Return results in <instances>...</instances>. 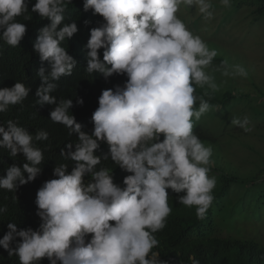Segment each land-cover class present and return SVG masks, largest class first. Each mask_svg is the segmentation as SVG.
<instances>
[{
	"label": "clouds",
	"instance_id": "1",
	"mask_svg": "<svg viewBox=\"0 0 264 264\" xmlns=\"http://www.w3.org/2000/svg\"><path fill=\"white\" fill-rule=\"evenodd\" d=\"M182 3H195L205 19L213 17L211 0H84V11L92 9L103 18L99 27L90 30L87 72L105 79L114 73L127 76L122 87L102 90L92 114L91 134L82 131L69 113L72 101L57 104L50 95L56 85L48 83L49 76L58 80L71 75L76 61L61 42L77 32V25L58 28L64 20L65 0H36L32 6L33 12L50 21L34 44L41 61H48L51 68L49 76L40 69L46 86L38 88L36 95L41 103L56 105L51 120L68 128L69 135L76 133L77 142L74 150L73 144L66 145L67 159L75 162L71 172L61 164L54 169L57 178L44 182L36 193L42 221L38 230L18 231L15 223L7 224L0 247L8 256L16 255L20 264H39L43 258L49 264H167L153 251L159 244L154 233L165 228L172 212L167 189L184 192L179 203L195 207L196 217L205 218L217 184L216 177L209 175L213 149L193 129L194 119L198 121L215 106L201 97L199 108H194L198 97L193 84H210L219 90L205 72L218 51L178 18ZM220 4L228 6L229 0ZM27 11V0H0V38L8 45L17 46L24 36L26 25L16 18ZM221 64L223 76L248 77L239 64L229 65L227 60ZM28 91L20 82L0 89V112L21 103ZM231 123L246 133L254 128L248 126L247 117L243 121L233 117ZM0 137V147L10 149L13 157L23 153L28 161L23 172L13 165L0 178V188L14 191L17 182L24 185L41 172L38 165L44 157L33 136L11 120L7 131L0 127ZM47 138L43 131L35 136V140ZM100 142L108 145L111 160L130 173L123 186L114 183L110 169L95 170L101 163L94 154ZM86 175L91 176L90 182L85 181ZM16 237L19 242L11 247Z\"/></svg>",
	"mask_w": 264,
	"mask_h": 264
},
{
	"label": "trees",
	"instance_id": "2",
	"mask_svg": "<svg viewBox=\"0 0 264 264\" xmlns=\"http://www.w3.org/2000/svg\"><path fill=\"white\" fill-rule=\"evenodd\" d=\"M243 2V0H238ZM28 11L16 20L26 25V32L17 46L8 45L0 38V89L12 88L15 83L20 82L29 89L27 97L19 104L7 106L6 111L0 112V127L7 131V122L11 120L16 126L23 127L33 136V144L41 149L43 160L40 167L41 172L24 185L17 182L14 191L0 188V239L8 231L7 224L15 223L17 230L28 229L38 230L41 219L37 215L36 193L44 182L57 178L54 169L61 164L67 165V171L71 172L74 167L73 161L67 159L69 149L66 145L77 142V134L71 133L62 124L51 120L50 113L56 105L41 103L40 97L36 95L37 89L46 86L45 82L38 74L40 69H44V75L49 76L51 71L48 61H41L39 53L34 50V44L40 29L47 26L50 21L41 18L37 12L32 11V6L36 0H27ZM252 6L251 12L255 17L264 14V0H246ZM84 0H65L64 20L58 26L75 22L77 32L70 38L66 37L61 42L66 54L75 61L71 75L61 76L58 80H52L49 76L48 83L56 85L55 90L50 95L56 98L57 104L61 100H71L72 105L68 109L74 116L75 122L81 125V130L91 134L93 130L92 114L98 107V98L102 90L111 89L115 86H123L127 80L126 75L113 74L107 79L100 73L87 72L86 47L90 38V30L99 27L103 23V18L94 14L92 9L84 11ZM239 7V6H236ZM25 16L28 17L25 19ZM2 36V29H0ZM102 59V50H98ZM196 91L194 95L198 97L194 108H199V98L214 104L216 99L208 93L199 89L193 84ZM231 94L226 93L221 101L226 102ZM81 100L82 103H77ZM47 132L46 140H35L38 132ZM195 134L200 133V127L193 130ZM204 137H210L204 134ZM161 135V139H162ZM2 139V137H0ZM63 153V154H62ZM95 155L101 157V163L95 166V170L101 168L110 169V175L114 183L123 186V179L127 173L116 165L110 158L109 147L106 143L100 142L99 148L95 150ZM108 156V159H104ZM28 163L23 153H17L15 157L10 154V149L0 147V178L6 175L7 168L15 165L23 172V164ZM27 179V173H23ZM262 178L264 181V167L262 168ZM85 181L90 182L91 176L86 175ZM235 180L230 176H222V186L217 190H212L214 197L227 195L231 183ZM169 193V205L172 212L167 218L164 229L154 233L159 244L153 251L159 253L158 259L166 261L167 264H192L193 260L198 264H264V245L253 240H242L238 238L219 237L211 233L213 223L212 205L207 210L204 219H198L195 207H186L179 203V197L185 193H175L171 189ZM19 242V237L10 245L15 247ZM0 264H20L16 255L8 256L7 250L0 247ZM39 264H49L47 258H43ZM59 264V262H58Z\"/></svg>",
	"mask_w": 264,
	"mask_h": 264
},
{
	"label": "rangeland",
	"instance_id": "3",
	"mask_svg": "<svg viewBox=\"0 0 264 264\" xmlns=\"http://www.w3.org/2000/svg\"><path fill=\"white\" fill-rule=\"evenodd\" d=\"M211 3V20L205 19L195 3H182L176 14L194 35L218 51L205 72L219 90L210 84L197 86L216 99L211 104L215 107L198 121L193 118V130H201L196 135L213 149L214 166L209 173L217 180L213 190L222 186V176L235 180L227 195L214 197L211 233L264 245V181H259L264 167V14L255 17L246 0H229L228 6L220 0ZM223 60L243 66L248 77L223 76ZM226 93L232 97L222 102ZM233 117L241 121L247 117L253 131L246 133L233 125Z\"/></svg>",
	"mask_w": 264,
	"mask_h": 264
}]
</instances>
